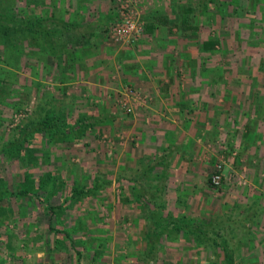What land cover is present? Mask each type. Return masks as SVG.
<instances>
[{"label":"rangeland","instance_id":"374dc122","mask_svg":"<svg viewBox=\"0 0 264 264\" xmlns=\"http://www.w3.org/2000/svg\"><path fill=\"white\" fill-rule=\"evenodd\" d=\"M228 1L216 0L215 4L208 2L209 5L204 13L203 8L199 6L203 0H102L100 2L47 0L45 10L59 9V12L63 11L60 14L63 18L64 15H69L76 24L72 28L77 34L82 29L78 26L80 13L105 11L113 21L103 27L104 44L115 46L123 59L132 55V50L127 46L131 45L132 39L141 44L145 41L144 37L147 34L143 28L145 23L159 20V12H154L169 6L173 13L170 21L172 23L176 21L181 8L193 6L192 18L201 11L194 18L198 19V31L187 30L182 34L175 28L176 37H173L172 43H169L173 45L169 46L170 49L179 43L183 47L196 48V55L191 61L194 62L193 75L213 74L219 79L211 83L212 91L221 96L226 95L227 92L240 93L241 96L239 95L237 101H234L232 96L230 101L234 103L246 101V104L250 101L248 106L252 108V117L259 116L264 120V71L257 68L260 62H264V0H258L261 2L259 7H254V2L257 0H244V7L237 13L231 10L233 4H228ZM45 10L41 12L39 8H34L31 13L38 11L44 13ZM125 18H130L135 23L138 27L137 31L121 35L122 31L118 33L115 30V26ZM168 27H164V32H167ZM56 30L48 32L46 37L38 33L33 34L32 41L35 47L33 46L31 52H27L32 48L26 45L21 51V43L16 40L17 43L13 45L11 42L14 37L9 38L5 47L6 54L0 55V147L7 145L8 141L19 138L21 145L30 147L28 154L31 157L29 164L20 167L18 159H9L8 152L5 156L0 155V184L11 189L16 181V177H13L14 173L20 175L19 171H22L37 178L48 171L51 174L45 183V190L48 193L54 186V177L65 180L63 185L65 191L68 187V179L70 180L72 176L88 178L95 173L99 176L100 185L104 178L109 180L104 188L109 191L110 201L96 203L95 200H103L104 196L101 192L95 191V200L81 197L72 208L62 211L58 224L69 227L75 218L84 219L88 229L87 233L79 235L84 243L78 247L81 251L80 258L74 259L75 253H73L72 258L64 257L62 262L57 258L54 259L52 251L49 254L45 251L46 244L36 243L34 240L36 233H33L30 227L36 226L39 218L31 217L29 214L36 207L31 204L25 206L22 209L24 213L19 215L17 210L19 203L12 204L14 222L10 219L12 215L10 212L5 211L0 214V246L3 248L0 250V264H142L143 259L147 264H212L215 260L217 264H225L221 259L219 248H217L219 254L216 256L217 249L208 247L205 237L200 238V242L196 244L192 239L188 240L183 228L167 236L162 234L155 237L156 242H152L153 246L149 250L145 245L149 240L144 234L145 228L151 222L146 218L148 209L137 204L131 194H128L129 185L131 190L138 188L147 192L143 193L142 198H150L148 208L152 210L157 207V203L160 207L157 208L170 216L178 217L184 212L197 220H201L203 216L205 220L213 221V227L200 223L198 226L206 231V238L219 229L217 231L219 236H225L229 240L233 261L244 258V264H264V210L254 211V207L257 208L258 204L257 193L263 194L264 200V192L257 189V193H245V186L241 181L238 182L239 176L233 171L232 175H228L230 169L225 167L227 158L230 159L228 155L233 154L232 151L236 152L237 146L234 149L233 145L234 148L229 147L222 141L226 136L230 138V134L237 138V134H243L244 131L221 133L217 138L222 141L214 143L216 156L212 166L209 167L204 163L203 166L207 169H201L203 174L193 173L192 180L196 187L204 186L209 189V191L202 190L204 195H201L198 201L193 199L191 201L188 192L182 193L178 190L185 188L187 182H180L179 172L171 168L174 163L170 168L165 166L161 169L162 172L159 173L161 175L158 176L161 180L157 179L153 169H148L146 174L140 172L136 177H129L133 175L134 169L126 165L127 153H129L127 144L130 138L134 140L140 136H137V132L128 130L130 106L126 96L139 89L131 85H119L122 81L117 80L119 72L117 73L111 57L104 59L108 78L103 83L107 85L108 80H115L113 87L118 88L115 94L111 92L104 94L100 90L96 93L93 85L89 83L59 81L64 75L65 67L70 64L69 59H74L79 53L69 51L64 55L61 36L54 35ZM205 34L215 36L219 40L214 49L208 51L198 49V41ZM155 37L149 39V43L158 45L159 37ZM36 46H43L44 49L40 50ZM88 48L91 52L85 55L99 54L95 46L90 45ZM172 54V57H168L170 60L175 58L176 53L172 51ZM117 68L124 71L123 67ZM175 69L177 70L175 74L189 75L184 63L179 68L175 66ZM248 74L253 76L252 80ZM223 76L225 79L228 77L229 80L222 83ZM79 86L82 90H79ZM208 89L211 87L207 88L204 82L198 86L200 91ZM237 108V118H239L241 111L239 107ZM49 111L57 117L56 132L45 134L34 130V124ZM82 117L85 121H80ZM76 118L78 122L73 123ZM70 124L73 126L71 127ZM84 124L87 127L84 129L85 132L73 137L79 133ZM61 129L64 130L62 133ZM22 131H25L24 136L28 141L20 137ZM248 138H252L251 134ZM144 163V160H139L136 168L139 169ZM217 164L220 180L217 184H213L211 175L213 170H216ZM255 164L262 168L264 155L263 160L256 161ZM187 167L192 169L194 164L189 166V163H185L184 171ZM204 170H207L210 185L206 182ZM260 172L263 178L261 177V184L258 187L262 188L263 185L264 188V169ZM229 178L233 182L234 193H228L224 187ZM158 190L160 193L163 191V196L160 194L161 199L154 195ZM244 193L245 195H242ZM250 210H253L252 215L245 217ZM91 215H95L96 218L94 216L89 218L88 216ZM44 233L47 234L45 230ZM44 238L46 239L47 236ZM91 238L93 243L90 242ZM93 250L96 252L94 257H92ZM16 256L20 260L19 263L15 262Z\"/></svg>","mask_w":264,"mask_h":264},{"label":"crops","instance_id":"0c3cea01","mask_svg":"<svg viewBox=\"0 0 264 264\" xmlns=\"http://www.w3.org/2000/svg\"><path fill=\"white\" fill-rule=\"evenodd\" d=\"M158 12L159 20L152 21V26L148 24L150 21L145 23L150 26V30H145L147 34L143 44L132 39L131 45H127L132 50V55L125 56L123 59L115 46V48L106 46L103 41V27L110 18L108 13L103 10L95 13L89 11L80 13L81 19L78 21V26H81L82 29L78 34L72 28L76 24L69 15H64V21L68 24L62 28L60 35L64 55H67L69 51L72 53L76 51L79 54L74 59H69L70 64L68 63L69 65L65 67L64 75L59 81L89 83L93 85L96 93L100 90L104 94L108 92L115 94L118 92L116 91L118 88L113 87L116 83L115 80H108L107 85L103 83L108 78L104 59L111 57L117 73L119 72L117 80L122 81L119 85H131L139 89V91L126 96L130 106L128 130L137 132V136H140L134 140L130 138L127 144L129 153H127L126 165L134 169L133 175L129 177H136V174L140 172L146 174L148 169H153L157 174V179L161 180L158 177L161 175L159 174L162 172L161 169L165 166L170 168L174 163L171 168L177 169L179 172L180 182H187L185 188L178 190L182 193L188 192L191 201L192 199L198 201L200 196L204 195L202 190L209 191V189L204 186H201L202 189L196 187L192 180L193 173L201 174L204 168L207 169L203 166L204 163L209 167L212 166L216 156L214 143L222 141L217 138L221 133L244 131L243 134H246V137H243V134H237V138H234L233 134H230V138L226 136L222 141L229 147L233 145L234 149L237 146L236 152L232 151L233 154L228 155L230 159L227 158V166L224 165L230 169L228 175H232L234 172L239 176L238 182L241 181V184L245 186V193H257V189L264 192L263 185L262 188L258 187L263 175L259 171H262L264 166L260 168L255 164L256 161L263 160L264 120L259 116L252 117V108L248 106L250 101L247 104L246 101L241 103L230 101V96L234 98V101H237L240 93L227 92L226 95L221 96L212 91L211 83L213 84L216 79H219L215 78L213 74L193 75L194 62L191 63V61L196 55V48L183 47L179 43L170 49L173 45H169V43L174 39L173 37H176V26L170 23L173 13L169 6L154 13ZM168 25L172 26L168 27ZM164 27H168L167 32H164ZM155 36L159 37L158 45L149 43V39L156 38ZM90 45L96 47L98 55H85V53L91 52L88 48ZM172 51L176 54H174L175 58L170 60L168 57H172ZM175 63L178 64L175 65ZM183 63L184 67H187L186 71L189 72V75L175 74L177 73L175 66L179 68ZM117 67H123L124 71ZM226 80L228 81L229 78L225 79L223 76L222 83ZM201 82H204L207 88L210 86L211 89L198 90ZM79 90H82L81 86H79ZM80 92L83 93V91ZM227 99L228 101H226ZM237 107L241 111L239 118H237ZM250 134L252 138H248ZM139 160H144L145 163L137 169ZM185 163H189V166L193 163L194 168L187 167V170L184 171ZM206 171L204 170V173L207 178ZM183 172L186 174H182ZM230 182L231 178L227 179L224 187L228 193H234L232 191L233 182ZM159 184L161 185V183ZM135 190L136 188L132 191L130 185L128 186V194ZM140 193L147 192L140 190ZM169 193L171 194V191ZM160 194L163 196V191L161 193L159 190L154 192V195L161 199ZM257 194L258 204L257 208L254 207V211H262L264 210L263 194L260 192ZM230 197L232 196L230 195ZM248 212L245 217L252 215L253 210Z\"/></svg>","mask_w":264,"mask_h":264},{"label":"trees","instance_id":"16d2710c","mask_svg":"<svg viewBox=\"0 0 264 264\" xmlns=\"http://www.w3.org/2000/svg\"><path fill=\"white\" fill-rule=\"evenodd\" d=\"M47 0H0V55L4 56L6 54L5 47L6 43H8V39L14 37L13 42L11 44L15 45L18 42L21 43L20 50H24V45L30 47L32 49L27 50L33 51V46L35 47L34 42L32 41L33 34H39L44 37L48 35V32L51 30H56L54 33L55 36L61 35L62 28L67 26L68 24L64 21L62 14L63 11L59 12V9L56 11L45 10L47 8L46 4ZM208 2L216 3V0H203L201 6L203 8V13L206 12V8L208 7ZM228 4H233V8L231 10L233 12H239L242 7H244V0H229ZM261 2L258 0L254 2V7L260 5ZM218 4V3H217ZM226 4V5H228ZM225 5V6H226ZM54 7V5H53ZM192 7H183L181 8V12L177 14V19L174 23L176 26L177 31L179 30L182 34H185L187 30L190 32L198 31V19H194L196 15H199L200 12L193 15L192 18ZM34 8H39V11H44V13H31ZM59 13V14H58ZM113 18L107 21L108 23H112ZM152 26V23H148ZM106 25V23L104 24ZM143 26L144 31L150 30V26ZM105 29V28H104ZM198 49L201 51H208L215 48V44L219 43V40L215 36H211L205 34L204 37L200 41H198ZM197 42V43H198ZM59 45H61L59 43ZM45 46V45H44ZM62 46V45H61ZM60 46V47H61ZM39 49H44L43 46H36ZM46 51V50H45ZM26 53V52H24ZM3 54V55H2ZM35 57V56H34ZM29 59V57H25ZM259 70L264 71V62H260V65H257ZM249 70V69H248ZM257 70V69H256ZM253 79L251 74H248ZM255 82V81H254ZM253 84V83H252ZM56 115L52 114L51 111L45 112L42 119H39L33 126L34 130H37L41 133L45 134H53L56 132L58 123L56 122ZM78 122L77 118L74 119V122ZM80 121H85V118H80ZM72 127L73 125L70 124ZM18 127V126H17ZM86 125L84 124L83 128L74 135L73 137H77L80 134L85 132ZM87 128V127H86ZM20 130V129H19ZM70 130V129H69ZM64 130L61 129L60 132L62 133ZM24 132L20 134L22 139L28 141V138L24 136ZM68 141L67 139H63ZM7 145L0 147V155L7 154L9 159L16 158L19 161L20 167H23L26 164H29L31 161V157L29 156L28 152L29 148L26 146L21 145V139L16 138L11 141H8ZM20 170V169H19ZM216 170H213V172ZM20 175H15L16 177L15 183H13L11 189H7L3 184H0V214H3L5 211L13 213V209L11 205L18 204L17 210L19 215L23 214L24 211L22 209L26 206L28 207L30 204L31 206H35V210L30 211L29 216H33L35 218H39L38 223L36 226L30 227V230L33 233H36L34 237L35 242L37 243H44L47 245L45 251L49 254L51 251L54 254V259H59L60 262L64 260V257L79 259L81 256V251L79 250V246L83 243L82 239L79 237L80 233H84L88 231L86 225L84 223V219H77L75 218L71 221V225L69 227H65L63 225L58 224L59 218L61 217L62 211L66 208H72L73 204L77 203L81 197L85 198H94L96 199L95 191H99L103 194V200H95L96 203L98 202H109V191L105 189L104 185L109 183V180L104 178L102 184H99V176L95 173L92 174L90 177H79L74 175L68 179V187L67 190L63 191L64 188V181L62 178L58 180L54 177V186L53 191H49L48 193L45 190V183L51 174L47 171L44 173L43 176L34 178L29 173H24L19 171ZM22 172V173H21ZM208 175V174H207ZM18 177V179H17ZM86 178V179H85ZM6 182V180H5ZM88 182V183H86ZM207 184H211L209 180V176L206 178ZM91 183V185H90ZM135 189V188H134ZM132 189V191L134 190ZM143 193H140V189L136 188L134 192H131V197L133 200L139 203L140 206L146 207L148 211L146 212V218L149 219L151 222L145 228V236L148 238V243H146V247H149L150 250L155 243V237H159L162 234L166 236L171 234L174 231H177L179 228H183V231L188 235V240L192 239L196 244L200 242V238L205 237L207 241L208 247H212L215 249L219 248L221 251V259L225 264H244V258L238 259L237 261H233L232 259V248H230V243L228 238L225 236H219V229L216 230L215 234H210L206 238V231L202 230L198 224H203L207 227H213L214 222L210 220H205L202 216L201 220H197L194 216H188L186 213H181L180 216L174 217L173 215L170 216L168 213H163L161 209L156 203L157 207L152 210L148 208L150 198L145 197L142 198ZM24 204V205H23ZM160 208V207H159ZM9 213V214H10ZM60 215V216H59ZM95 217V215H93ZM88 216L89 218L93 217ZM9 217V216H8ZM86 217V215H85ZM96 218V217H95ZM180 218V219H179ZM12 222H14L13 214L10 216ZM184 219V220H182ZM90 220V219H89ZM92 220V219H91ZM182 220V221H180ZM70 222V221H69ZM44 230L47 232L44 233ZM29 231V230H28ZM29 231V232H31ZM73 235V236H72ZM192 235V236H191ZM47 236L45 239L44 237ZM33 240V241H34ZM93 243V239L90 240ZM153 242V243H152ZM2 246H0V250H2ZM43 250V249H42ZM94 250L92 251V257H94ZM219 254L218 249L215 255ZM97 256V255H96ZM52 257V256H50ZM15 258V256H14ZM251 258V257H250ZM220 259V260H221ZM16 263H19L20 260L18 256H16ZM142 264H147V261L143 259ZM212 264H217V260H215Z\"/></svg>","mask_w":264,"mask_h":264},{"label":"built area","instance_id":"2783aa9c","mask_svg":"<svg viewBox=\"0 0 264 264\" xmlns=\"http://www.w3.org/2000/svg\"><path fill=\"white\" fill-rule=\"evenodd\" d=\"M137 29H138V27L135 25V23L133 21L130 20V18L122 19L121 23L119 25L115 26V30L118 33L123 32L121 35H126L128 33H132L134 31H137ZM219 180H220V172H219V165L217 164L216 171H214L211 175V181L213 184H217L219 182Z\"/></svg>","mask_w":264,"mask_h":264}]
</instances>
